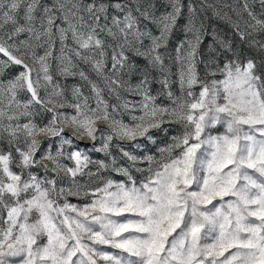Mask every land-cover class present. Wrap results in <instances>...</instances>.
Returning a JSON list of instances; mask_svg holds the SVG:
<instances>
[{
  "label": "snow or ice",
  "instance_id": "1",
  "mask_svg": "<svg viewBox=\"0 0 264 264\" xmlns=\"http://www.w3.org/2000/svg\"><path fill=\"white\" fill-rule=\"evenodd\" d=\"M0 264H264V0H0Z\"/></svg>",
  "mask_w": 264,
  "mask_h": 264
},
{
  "label": "rangeland",
  "instance_id": "2",
  "mask_svg": "<svg viewBox=\"0 0 264 264\" xmlns=\"http://www.w3.org/2000/svg\"><path fill=\"white\" fill-rule=\"evenodd\" d=\"M194 2L199 3V0H194ZM235 0H209V3H214L217 5H222L225 3L228 4H232L234 3ZM188 3V0H185V4ZM224 11H229V9H224ZM186 12V10H185ZM231 14V13H230ZM200 20L203 21L205 28L207 29L208 33H215L221 37H223L224 39L232 42L237 49L243 48L244 45L243 43L240 41L239 37L237 35L234 34L233 29L229 26V24H227L226 22H224L221 19H218L217 17H215L212 13L211 10H208L206 13L201 14L200 16ZM181 24L184 23V20H181L180 22ZM212 42V36L211 35H207L204 39V44L201 46L203 51L205 53H207L209 51L208 45ZM175 44V41L173 42V46ZM142 63V62H141ZM17 71V69L13 68L10 69L6 75L5 78L10 77L11 75H14L15 72ZM172 71L173 73L176 71L175 66H172ZM174 78V77H173ZM72 81H69V83H71ZM158 88V85H157ZM175 91H177L178 93V88H174ZM158 103H165V104H170V101L167 100L166 97H161L160 100L157 101ZM69 112H71V110H68ZM125 122L129 121V117L127 115H125L124 117ZM100 127H104L106 128V125H99ZM178 129V126H172V132L173 134L175 133V131ZM66 134H71V130L70 129H66ZM165 140H168L170 142V137L165 138V139H161V137L157 138V143L156 144H152L148 141L145 140H140V143L142 145H145V147H143L142 149H134L132 147V142L129 141H120L119 143L122 144L126 150L128 151H132L134 154L136 155H154L157 158H159V148L164 147V143ZM47 143V142H46ZM93 142L91 140H76L75 144L79 146V148H81L82 150L85 148V146H91ZM98 143V142H97ZM114 144L117 143L116 141L113 142ZM113 154L117 156V159L120 161V163H125L124 160L120 159L121 154L119 153L118 148H113ZM90 155L92 156L93 160H97V159H105L104 155L101 153H95V152H90ZM71 163V162H68ZM140 167L142 168H147V164H141ZM135 175H137L138 178H142L140 173H134ZM105 176L113 178V179H123L122 177L117 176L114 172H105L104 173ZM71 200L72 203H85V200H78L75 197H70L69 198Z\"/></svg>",
  "mask_w": 264,
  "mask_h": 264
}]
</instances>
